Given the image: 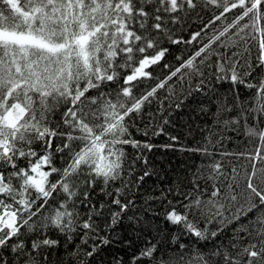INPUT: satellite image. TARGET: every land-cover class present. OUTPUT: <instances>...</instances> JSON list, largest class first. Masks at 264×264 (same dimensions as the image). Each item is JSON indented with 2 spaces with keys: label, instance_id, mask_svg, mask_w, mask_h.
<instances>
[{
  "label": "snow or ice",
  "instance_id": "1",
  "mask_svg": "<svg viewBox=\"0 0 264 264\" xmlns=\"http://www.w3.org/2000/svg\"><path fill=\"white\" fill-rule=\"evenodd\" d=\"M0 264H264V0H0Z\"/></svg>",
  "mask_w": 264,
  "mask_h": 264
},
{
  "label": "trees",
  "instance_id": "2",
  "mask_svg": "<svg viewBox=\"0 0 264 264\" xmlns=\"http://www.w3.org/2000/svg\"><path fill=\"white\" fill-rule=\"evenodd\" d=\"M205 19H207V16ZM236 51L243 53V46L241 45ZM245 55L249 56L250 59L254 58L257 55L256 46H252L250 55L247 53H245ZM257 79H259V77H257ZM174 86L176 87V94L179 96L181 89L178 85ZM166 95L167 93H161L164 110L170 112L171 123L166 126L167 133L179 135L181 144L193 146L196 140L201 139L200 130L206 128L205 120L207 119L210 121L212 119L211 115L206 118L198 112H193L191 107L177 109L173 101L164 99ZM169 104L172 105L171 109H168ZM159 106V102H156L153 107L158 108ZM136 138L141 139L142 137L137 133ZM151 139L152 142L157 145L154 151L148 154L151 165L154 166L155 174L146 179L143 187L139 189L138 195L141 200L146 195L153 193L158 194L161 190L167 191L170 186L184 178L185 171L189 164L198 163V159H191L190 153L163 148L162 145L168 142L167 134L155 136ZM225 147L228 148L229 151H243L246 145L243 139L236 140L233 138L232 143H226ZM106 258L111 259L107 254Z\"/></svg>",
  "mask_w": 264,
  "mask_h": 264
}]
</instances>
